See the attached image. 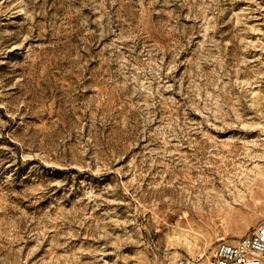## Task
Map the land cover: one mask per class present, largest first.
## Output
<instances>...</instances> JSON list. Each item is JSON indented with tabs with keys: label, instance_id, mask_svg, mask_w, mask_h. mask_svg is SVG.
Wrapping results in <instances>:
<instances>
[{
	"label": "rangeland",
	"instance_id": "obj_1",
	"mask_svg": "<svg viewBox=\"0 0 264 264\" xmlns=\"http://www.w3.org/2000/svg\"><path fill=\"white\" fill-rule=\"evenodd\" d=\"M264 221V0H0V264L209 259Z\"/></svg>",
	"mask_w": 264,
	"mask_h": 264
},
{
	"label": "built area",
	"instance_id": "obj_2",
	"mask_svg": "<svg viewBox=\"0 0 264 264\" xmlns=\"http://www.w3.org/2000/svg\"><path fill=\"white\" fill-rule=\"evenodd\" d=\"M176 264H264V221L235 244H219L213 256L182 257Z\"/></svg>",
	"mask_w": 264,
	"mask_h": 264
}]
</instances>
